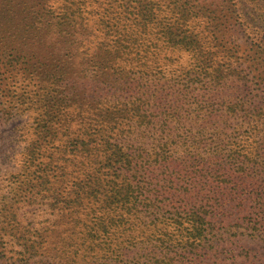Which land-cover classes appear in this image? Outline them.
I'll use <instances>...</instances> for the list:
<instances>
[{
	"label": "trees",
	"instance_id": "16d2710c",
	"mask_svg": "<svg viewBox=\"0 0 264 264\" xmlns=\"http://www.w3.org/2000/svg\"><path fill=\"white\" fill-rule=\"evenodd\" d=\"M242 1L0 0V123L34 114L16 131L23 144L20 175L27 173L19 179L22 195L5 205L15 212L0 224L2 231L18 228L27 264L64 261L68 246L84 252L82 261L70 257L68 264H94L96 250L124 259L147 230H161L154 217L165 200L177 193L205 200L222 185L217 174L249 169L248 157L235 148L218 167L213 151L190 161L189 179L174 176L182 170L179 147L184 163L190 150L188 122H200L204 131L196 143L210 135L219 147L227 137L225 110L213 101L220 87L264 82V44L240 36L247 22ZM247 5L264 11V0ZM165 49L186 51L189 59L181 63ZM191 101L207 103L206 111L200 108L205 118L195 115L199 107ZM239 105H232L234 113ZM29 204L56 212L54 225L25 223L19 210ZM180 214L158 221L169 218L188 230L177 245L202 240L206 211L188 210V225ZM159 257L172 262L151 247L149 262Z\"/></svg>",
	"mask_w": 264,
	"mask_h": 264
},
{
	"label": "rangeland",
	"instance_id": "374dc122",
	"mask_svg": "<svg viewBox=\"0 0 264 264\" xmlns=\"http://www.w3.org/2000/svg\"><path fill=\"white\" fill-rule=\"evenodd\" d=\"M242 2H244V6L241 5L244 11L242 17L247 22L245 31L240 36L255 44H264V11L247 5L248 0ZM166 51L171 53L172 57H179L181 63L187 62L190 56L186 51L170 49ZM249 78L252 79V76ZM17 79L18 77L10 81L12 89L15 87L14 80ZM220 88L223 92L216 93L217 96L213 101L219 103L216 107L225 110L221 124L227 125V137L222 140L219 147L210 135L204 137L201 143H196L194 139L201 138L204 131L199 127L200 122L197 124L188 122L187 125L191 130L187 134L188 138L184 139L187 138L190 150L184 163L182 154H185V149L179 147L178 155L182 157L179 166H182V170L174 176L182 181L189 179V175L192 174L190 161L195 165L197 159H208L207 155L213 151V156L209 157L218 167L226 161L222 156L233 152L235 148L248 157L244 160L250 163L246 166L250 170L235 169L233 175L217 174L215 177L222 185L220 189L210 190L205 200L197 198L196 194L191 199L183 200L179 198L181 197L179 193L175 196V200H165L166 204L161 213L158 212L154 217L156 229H161L160 231L150 233L147 230L142 242H138L137 247L132 246L124 259L121 256L115 257L111 250H107L104 254L96 250L91 256L94 264H139L140 260V264H163V257L152 258L150 261L153 263L149 262L150 250L153 246L166 253L172 261L171 264H180L181 259H192L197 261V264H264V82L260 86H255L253 81L245 80L244 84H236L234 89L230 84ZM200 90L202 92L203 88L200 87ZM2 99L0 92V101ZM237 102L244 105H239L238 112L234 113L232 105ZM190 103L199 107L195 115L201 113V117H206L201 109L206 111L207 103L203 105L192 101ZM33 116L34 114L29 112L24 116L19 115L5 123H0V222L4 216L8 219L12 212H15L12 205L7 206L8 209L4 208L5 205L9 201L14 202L22 195L19 189L23 187L19 188V179L27 173L20 175L23 144L17 142L16 131L22 124L29 126ZM181 127L183 128L180 129V133H185L187 127L183 124ZM192 208H203L206 211L205 215L209 221L206 233L196 244L195 241H190L177 245L178 237L187 236L188 230L178 229L179 225L169 218H163L159 223L158 218L164 215L173 216L175 212H180L184 225H188L187 220L193 221V219L187 216L186 212ZM19 214L23 216L25 223L32 221L39 227H52L54 225L52 220L56 217V212L40 204L22 206ZM146 223H150L148 218ZM2 233L9 245L6 249L0 248L2 249L0 264H27L26 254L21 253L23 247L17 243L18 228ZM160 237L165 241L163 242ZM75 248L68 246V251L64 254L65 260H57L56 263L68 264L70 257L82 261L83 249L76 254Z\"/></svg>",
	"mask_w": 264,
	"mask_h": 264
}]
</instances>
